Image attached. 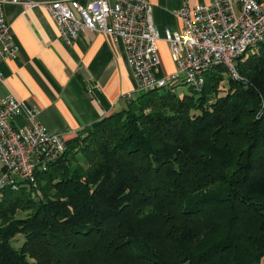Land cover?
Returning a JSON list of instances; mask_svg holds the SVG:
<instances>
[{
	"label": "trees",
	"instance_id": "trees-1",
	"mask_svg": "<svg viewBox=\"0 0 264 264\" xmlns=\"http://www.w3.org/2000/svg\"><path fill=\"white\" fill-rule=\"evenodd\" d=\"M236 66L140 92L0 189V264H260L264 42Z\"/></svg>",
	"mask_w": 264,
	"mask_h": 264
},
{
	"label": "built area",
	"instance_id": "built-area-1",
	"mask_svg": "<svg viewBox=\"0 0 264 264\" xmlns=\"http://www.w3.org/2000/svg\"><path fill=\"white\" fill-rule=\"evenodd\" d=\"M10 3L48 12L68 44L76 43L85 31L110 35L124 47L139 92L174 89L178 84L201 90L206 72L221 64L235 79L245 81L236 61L264 42V0H213L195 5L185 1L176 11L181 30L165 32L176 66L165 73L157 47L162 37L151 0H115L114 4L109 0H0V65L18 52L4 11ZM3 82L0 68V86ZM17 118L25 122L17 124ZM66 141L39 120L37 107L0 91V161L4 166L0 189L18 188L20 180L37 186L39 172L65 153Z\"/></svg>",
	"mask_w": 264,
	"mask_h": 264
},
{
	"label": "crops",
	"instance_id": "crops-1",
	"mask_svg": "<svg viewBox=\"0 0 264 264\" xmlns=\"http://www.w3.org/2000/svg\"><path fill=\"white\" fill-rule=\"evenodd\" d=\"M185 1L195 5L213 0H151L153 19L162 37L157 47L165 73L176 68L165 32L181 30L176 11ZM4 11L18 52L0 65L4 74L0 91L37 107L39 120L50 132L68 140L125 108L129 99L140 93L124 47L110 35L85 31L76 43L68 44L45 10L10 3ZM24 122L16 119L17 124ZM3 170L0 161V178Z\"/></svg>",
	"mask_w": 264,
	"mask_h": 264
},
{
	"label": "rangeland",
	"instance_id": "rangeland-1",
	"mask_svg": "<svg viewBox=\"0 0 264 264\" xmlns=\"http://www.w3.org/2000/svg\"><path fill=\"white\" fill-rule=\"evenodd\" d=\"M254 51V49H250L249 52L246 54V55H249L250 53H252ZM223 87L221 88L222 91H224L229 85H228V82L227 80H225L223 83H222ZM176 92L178 94H187V93H190L191 92V88H190V85L189 84H183V85H180L176 88ZM223 93V92H222Z\"/></svg>",
	"mask_w": 264,
	"mask_h": 264
}]
</instances>
